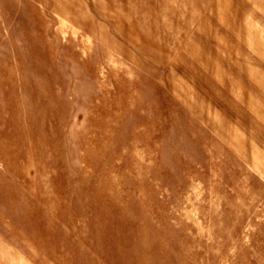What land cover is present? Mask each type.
I'll return each instance as SVG.
<instances>
[{
	"label": "rangeland",
	"instance_id": "obj_1",
	"mask_svg": "<svg viewBox=\"0 0 264 264\" xmlns=\"http://www.w3.org/2000/svg\"><path fill=\"white\" fill-rule=\"evenodd\" d=\"M0 264H264V0H0Z\"/></svg>",
	"mask_w": 264,
	"mask_h": 264
}]
</instances>
